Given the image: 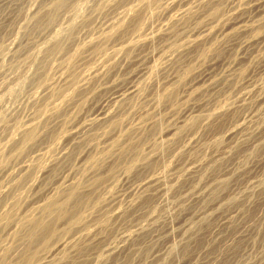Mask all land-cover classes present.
<instances>
[{
  "label": "rangeland",
  "instance_id": "1",
  "mask_svg": "<svg viewBox=\"0 0 264 264\" xmlns=\"http://www.w3.org/2000/svg\"><path fill=\"white\" fill-rule=\"evenodd\" d=\"M55 1L0 0V263L264 264V0Z\"/></svg>",
  "mask_w": 264,
  "mask_h": 264
},
{
  "label": "bare ground",
  "instance_id": "2",
  "mask_svg": "<svg viewBox=\"0 0 264 264\" xmlns=\"http://www.w3.org/2000/svg\"><path fill=\"white\" fill-rule=\"evenodd\" d=\"M65 1V0H64ZM64 1L63 0H56L55 1V6L56 7H58L59 8V6H61L62 4L64 5L65 3H64ZM66 2V1H65ZM207 2V1H206ZM209 3V2H208ZM59 10V9H58ZM55 11H57V9H55ZM183 18V17H182ZM181 20V19H180ZM174 21V20H173ZM182 21V20H181ZM180 22V21H179ZM169 26V25H168ZM154 40V39H153ZM184 75V74H183ZM173 77V76H172ZM61 83V82H60ZM175 85V84H174ZM127 90H128V92L129 93H132L133 94V89L132 88H127L126 89V93H127ZM136 90V89H135ZM134 90V91H135ZM136 92V91H135ZM44 93V92H43ZM43 93H41L42 95H43ZM117 93H119V92H117ZM39 94V93H38ZM41 94H40V96H41ZM116 94V93H115ZM120 94H121V92H120ZM122 94H124V92L122 93ZM131 94V95H132ZM135 94V93H134ZM133 94V95H134ZM71 95V94H70ZM125 95L126 94H124V97H125ZM130 95V96H131ZM132 95V96H133ZM39 96V95H38ZM112 96V95H111ZM127 96V95H126ZM114 97H116V96H114L113 95V97L112 98H114ZM118 97H121V95H119V96H117L116 98L118 99ZM111 98V99H112ZM156 98V97H155ZM159 98V97H158ZM108 98H106V100H107ZM110 99V98H109ZM114 100H115V98H114ZM122 101H123V99H121ZM124 100H125V98H124ZM117 101V100H116ZM155 101V100H154ZM107 102V101H106ZM106 102H105V104H106ZM119 102V101H118ZM109 103H110V100H109ZM112 103V102H111ZM108 104V103H107ZM156 104V103H155ZM158 104V103H157ZM163 104V103H162ZM109 105V104H108ZM104 107H106L105 105H104ZM100 108V113L97 115V113H96V115L97 116H95V121L96 122H101V121H104V120H106V122L108 121L107 120V117H108V111L110 110H108V107L105 109V108ZM113 117V116H112ZM106 118V119H105ZM185 118V117H184ZM110 119V118H109ZM94 120V119H93ZM112 120H114V117L111 119V121ZM105 122V123H106ZM116 122V121H115ZM103 123V122H102ZM108 123H109V121H108ZM113 123H114V121H113ZM112 123V124H113ZM156 124V123H155ZM31 125V124H30ZM95 125V124H94ZM98 126V125H97ZM114 126V125H113ZM156 128V127H155ZM35 130L33 129V128H28L26 131H25V133L23 134V137H22V139H21V141L22 140H26V141H28V140H31L32 138H35V132H34ZM229 134V133H228ZM150 136V135H149ZM149 136H147V137H149ZM125 138V137H124ZM15 139V138H14ZM126 139V138H125ZM18 140H20V139H18ZM122 142V141H121ZM130 142V141H129ZM132 142V141H131ZM135 144V143H134ZM157 144H161V143H157ZM156 144V145H157ZM162 144H164V143H162ZM154 145V144H153ZM153 145H152V147H153ZM138 146V145H137ZM155 146V145H154ZM118 148H119V145H118ZM128 148V147H127ZM129 149H131V148H129ZM133 149V148H132ZM159 149V148H158ZM135 150V149H134ZM126 151H127V149H126ZM129 151V150H128ZM131 151V153H132V151L133 150H130ZM124 152H125V149H124ZM126 153V152H125ZM136 153V152H135ZM137 154V153H136ZM136 154H135V156H136ZM128 155H130L129 153H128ZM127 155V156H128ZM132 155V154H131ZM124 156V155H123ZM138 156H139V153H138ZM141 156H143V155H141ZM141 156H140V158H141ZM98 157V156H97ZM118 157H120V156H118ZM130 157V159H132L131 157L132 156H129ZM133 157H134V155H133ZM102 159V158H101ZM142 159H143V157H142ZM105 160V159H104ZM100 161H102V160H100ZM90 162V161H89ZM92 162V161H91ZM99 161H96V164L98 163ZM121 162V161H120ZM94 163V162H93ZM100 163V162H99ZM119 163V162H118ZM91 164V163H90ZM89 165V164H88ZM116 165V164H115ZM92 166V165H91ZM94 166V165H93ZM91 168V167H90ZM91 179V178H90ZM90 181V180H89ZM152 182V181H151ZM21 183V182H20ZM99 184V183H98ZM80 186V185H79ZM79 186H76V187H74V188H71V189H68V192H67V194H66V196H65V198H66V201H68V200H75L76 198H77V196L78 195H76V193H77V191H78V189H79ZM18 187V186H17ZM16 187V188H17ZM21 187V186H20ZM141 188V187H140ZM14 191H15V189H14ZM13 192V191H12ZM17 191H15V193H16ZM14 193V194H15ZM13 194V195H14ZM55 195V194H54ZM80 195V194H79ZM53 197V196H52ZM51 198V197H50ZM12 200V199H11ZM76 200H78L77 201V203H76V206H75V208H77V207H79L80 205H85V204H87V202H88V200H82V201H80L78 198L76 199ZM92 200V199H91ZM80 201V202H79ZM93 201H94V198H93ZM49 202V201H48ZM48 202H46V200H45V205H44V207L43 208H41V209H37V210H40V213H41V217L38 219V220H35V221H33L31 224H32V226H33V229H32V231H30L29 233V236H32L31 234H36V233H39L40 232V234H41V231H44V229H45V227L48 225V224H50V222L51 221H54V220H56V218L58 217L59 218V215H61L62 213H64L65 211V207H64V204H65V202H63V203H58V201H56V200H53V202H52V200L48 203ZM93 204V203H92ZM89 206V205H88ZM94 206V205H93ZM69 207V206H68ZM30 208V207H29ZM28 208V209H29ZM32 208V207H31ZM87 208V207H86ZM89 208H90V206H89ZM92 208V207H91ZM27 209V210H28ZM26 210V211H27ZM15 211V210H14ZM30 212H32V210L30 211ZM75 213V212H74ZM33 215V214H32ZM28 216V215H27ZM74 216V215H73ZM73 216L71 217V218H73ZM32 217H34V216H31V218ZM37 217H39V216H37ZM37 217H36V219H37ZM76 217V216H75ZM74 219V218H73ZM71 220V219H70ZM27 221V220H26ZM53 223V222H52ZM25 225H27V224H25ZM49 226V225H48ZM51 226V225H50ZM25 228V227H24ZM46 230V229H45ZM171 230V229H170ZM46 233V232H45ZM37 235V234H36ZM27 236V235H26ZM35 236V235H34ZM36 237V236H35ZM28 238V237H27ZM33 238V237H32ZM31 238L29 237L28 238V240H30ZM34 239V238H33ZM33 239H32V241H33ZM36 239V238H35ZM41 239V238H40ZM25 241H27V240H25ZM31 241V240H30ZM39 241V240H38ZM41 241V240H40ZM66 241V240H65ZM33 242H36V241H33ZM26 243V242H25ZM28 243H29V245L30 244H32L31 242H29L28 241ZM27 245V244H26ZM29 245H27V249L29 250L30 249V247H29ZM66 244L65 243H61V244H59L58 246H57V248H60V247H64ZM29 247V248H28ZM33 248V247H32ZM57 248H56V250H57ZM20 249V248H19ZM25 250V249H24ZM27 250V251H28ZM55 250V251H56ZM60 250V249H59ZM30 254V253H29ZM28 256V255H27ZM32 255H29V257H25V259H23V260H25V262H24V264H26V262H28V260H29V258L31 257ZM51 256H52V252H48L47 254H45L40 260H38V262H37V264H42V263H45L46 261L48 262V260H50L51 259ZM38 257V256H37ZM24 258V257H23ZM33 263V262H32ZM244 263V262H243ZM0 264H3V261H1V263Z\"/></svg>",
  "mask_w": 264,
  "mask_h": 264
}]
</instances>
